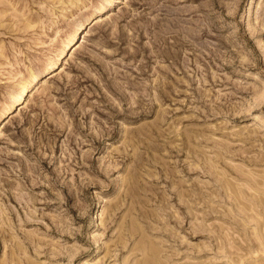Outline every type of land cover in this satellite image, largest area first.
<instances>
[{
  "label": "rangeland",
  "instance_id": "obj_1",
  "mask_svg": "<svg viewBox=\"0 0 264 264\" xmlns=\"http://www.w3.org/2000/svg\"><path fill=\"white\" fill-rule=\"evenodd\" d=\"M0 264H264V0H0Z\"/></svg>",
  "mask_w": 264,
  "mask_h": 264
}]
</instances>
